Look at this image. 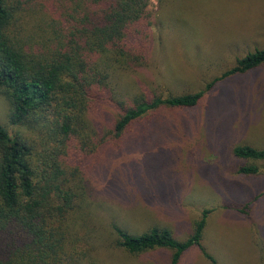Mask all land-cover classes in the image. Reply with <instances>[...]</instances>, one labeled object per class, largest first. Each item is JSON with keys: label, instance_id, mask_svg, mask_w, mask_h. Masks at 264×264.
Here are the masks:
<instances>
[{"label": "trees", "instance_id": "trees-1", "mask_svg": "<svg viewBox=\"0 0 264 264\" xmlns=\"http://www.w3.org/2000/svg\"><path fill=\"white\" fill-rule=\"evenodd\" d=\"M151 0H0V95L14 131L0 123V264H101L95 212V162L107 145L119 147L134 125L162 108L198 106L221 80L264 63V48L238 58L202 88L168 96L143 84L123 94L121 74L148 65L154 12ZM113 108L102 127L94 112ZM257 176L264 148L238 145ZM238 210L250 217V203ZM212 208H204L184 240L167 226L132 234L113 222V244L128 255L172 249L170 264L203 244ZM127 255V256H128ZM259 264H264V255Z\"/></svg>", "mask_w": 264, "mask_h": 264}, {"label": "rangeland", "instance_id": "rangeland-1", "mask_svg": "<svg viewBox=\"0 0 264 264\" xmlns=\"http://www.w3.org/2000/svg\"><path fill=\"white\" fill-rule=\"evenodd\" d=\"M154 25L148 65L121 74L123 94L143 84L168 96L193 91L264 48V0H151ZM0 95V123L14 131ZM92 117L107 124L113 108ZM106 130V129H105ZM264 148V63L219 81L192 108H162L134 125L121 145H107L94 165L99 180L101 264H170L172 249L137 255L116 248L112 223L132 234L169 227L186 239L204 208H212L203 244L219 264H259L264 255V161L255 176L239 172L247 161L234 148ZM250 203V217L238 210ZM128 255V256H127ZM179 264H212L198 246Z\"/></svg>", "mask_w": 264, "mask_h": 264}]
</instances>
